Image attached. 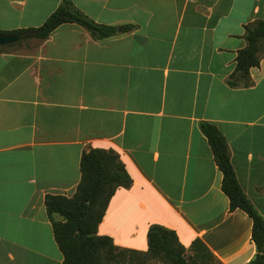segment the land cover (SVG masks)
<instances>
[{
	"label": "crops",
	"instance_id": "crops-1",
	"mask_svg": "<svg viewBox=\"0 0 264 264\" xmlns=\"http://www.w3.org/2000/svg\"><path fill=\"white\" fill-rule=\"evenodd\" d=\"M62 1L0 0V31L37 28ZM68 1L117 33L96 41L63 24L0 50V264H61L44 199L74 194L90 149L116 153L132 181L115 190L97 235L146 252L156 224L187 251L197 240L219 264L248 263L252 222L229 210L200 123L225 139L264 220V54L247 86L231 77L264 0Z\"/></svg>",
	"mask_w": 264,
	"mask_h": 264
},
{
	"label": "trees",
	"instance_id": "trees-1",
	"mask_svg": "<svg viewBox=\"0 0 264 264\" xmlns=\"http://www.w3.org/2000/svg\"><path fill=\"white\" fill-rule=\"evenodd\" d=\"M63 24L81 27L96 41L117 33V28L95 23L74 8L68 0H63L39 27L18 32L45 40ZM121 29L127 32L131 27L124 26ZM18 32L0 31V34ZM244 40L246 45L237 52L231 77L243 78L245 81L241 84L247 86L248 71L259 65L260 54H264V20L247 27ZM25 41L1 47L0 50L13 48ZM228 83L231 86L238 84L232 81ZM200 131L206 138L215 165L222 175L221 191L229 201V210L244 212L252 222L251 241L255 246V254L246 264H264V220L238 185L226 141L216 127L207 122L200 123ZM79 172L80 180L71 197L47 195L44 199L53 238L62 255L61 264H127V254L133 256L131 262L135 261L137 264L142 263L143 259L138 256L156 258L163 264H219L200 241L195 240L187 251L173 231L156 224L148 228L146 252L118 249L109 237L97 235V228L115 190L131 185L130 176L116 153L101 149H90L81 155Z\"/></svg>",
	"mask_w": 264,
	"mask_h": 264
},
{
	"label": "water",
	"instance_id": "water-1",
	"mask_svg": "<svg viewBox=\"0 0 264 264\" xmlns=\"http://www.w3.org/2000/svg\"><path fill=\"white\" fill-rule=\"evenodd\" d=\"M32 36L27 33L0 34V48L16 44L22 40L29 39Z\"/></svg>",
	"mask_w": 264,
	"mask_h": 264
},
{
	"label": "rangeland",
	"instance_id": "rangeland-1",
	"mask_svg": "<svg viewBox=\"0 0 264 264\" xmlns=\"http://www.w3.org/2000/svg\"><path fill=\"white\" fill-rule=\"evenodd\" d=\"M138 258L142 259L141 262L139 264H163L160 260L156 259V258H144V257H140L138 256ZM131 259H133V256H130L129 254L126 255L125 257V261L127 264H137L135 263V261L131 262ZM217 264V263H215Z\"/></svg>",
	"mask_w": 264,
	"mask_h": 264
}]
</instances>
